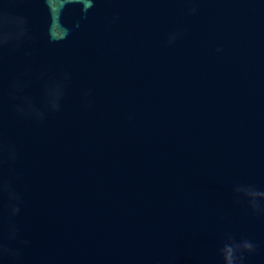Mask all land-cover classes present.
Returning a JSON list of instances; mask_svg holds the SVG:
<instances>
[{"label":"water","instance_id":"obj_1","mask_svg":"<svg viewBox=\"0 0 264 264\" xmlns=\"http://www.w3.org/2000/svg\"><path fill=\"white\" fill-rule=\"evenodd\" d=\"M0 264H264V0H0Z\"/></svg>","mask_w":264,"mask_h":264}]
</instances>
